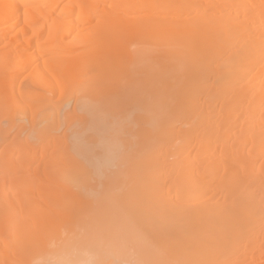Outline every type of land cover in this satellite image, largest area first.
Returning a JSON list of instances; mask_svg holds the SVG:
<instances>
[{
  "label": "bare ground",
  "instance_id": "1",
  "mask_svg": "<svg viewBox=\"0 0 264 264\" xmlns=\"http://www.w3.org/2000/svg\"><path fill=\"white\" fill-rule=\"evenodd\" d=\"M0 264H264V0H0Z\"/></svg>",
  "mask_w": 264,
  "mask_h": 264
}]
</instances>
